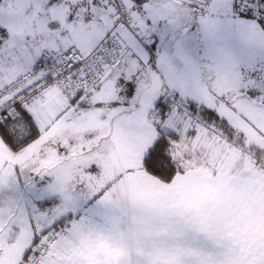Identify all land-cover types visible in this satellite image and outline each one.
Masks as SVG:
<instances>
[{
  "label": "snow or ice",
  "instance_id": "obj_1",
  "mask_svg": "<svg viewBox=\"0 0 264 264\" xmlns=\"http://www.w3.org/2000/svg\"><path fill=\"white\" fill-rule=\"evenodd\" d=\"M223 88L264 105V0H0V264H189L138 258L91 158L155 129L143 168L171 181L185 121L235 138L205 99Z\"/></svg>",
  "mask_w": 264,
  "mask_h": 264
},
{
  "label": "crops",
  "instance_id": "obj_2",
  "mask_svg": "<svg viewBox=\"0 0 264 264\" xmlns=\"http://www.w3.org/2000/svg\"><path fill=\"white\" fill-rule=\"evenodd\" d=\"M213 97L206 93V102ZM156 135L152 129L140 134L139 142L124 139L119 145H102V168L105 175L109 167L117 172L111 180H116L125 219L139 224L151 241L141 245L140 252L154 254L158 247L179 251L188 262L264 264V179L200 163L162 181L143 168V154ZM171 237L180 243L172 246Z\"/></svg>",
  "mask_w": 264,
  "mask_h": 264
},
{
  "label": "rangeland",
  "instance_id": "obj_3",
  "mask_svg": "<svg viewBox=\"0 0 264 264\" xmlns=\"http://www.w3.org/2000/svg\"><path fill=\"white\" fill-rule=\"evenodd\" d=\"M217 92L224 94L226 99L221 100L220 95L217 94L214 95L211 101H207V103L212 104L221 112V114L227 116L230 123L238 128L242 133L244 132L249 141L256 142L264 148V105L250 104L247 101L236 100L226 88L217 89ZM227 100H232L235 103L237 109L236 111H233V109L228 105ZM177 131L181 133V139L175 142L176 146L178 145V148L186 147L188 151H191L197 156L192 163L193 165L205 163L211 165V167L214 169L218 168L220 171L232 172L235 174L240 172L244 174L249 173L260 176L262 179H264V173L258 170L256 163L244 158V156H242L238 150H235L227 143H222L219 139L210 137L206 132H195L190 130V127L186 121L182 127L177 129ZM92 143H95V141ZM105 156L106 153L103 149L91 159L100 163L102 167H105L104 164H102ZM115 171L116 170H114L112 167H109L105 178L111 180L117 173ZM194 234H197V232H194ZM170 240L172 241V246L178 245L180 243L177 238L171 237ZM166 251H170V249L163 250L156 247L155 253L153 255L158 256L162 252ZM147 254L148 252H143L142 255H138V258L147 259ZM188 258L192 257L189 256ZM193 259H196V257ZM189 264H192V262H189ZM213 264L255 263L216 261L213 262Z\"/></svg>",
  "mask_w": 264,
  "mask_h": 264
},
{
  "label": "built area",
  "instance_id": "obj_4",
  "mask_svg": "<svg viewBox=\"0 0 264 264\" xmlns=\"http://www.w3.org/2000/svg\"><path fill=\"white\" fill-rule=\"evenodd\" d=\"M186 122L190 127V130L195 132H206L210 137L217 138L222 143H227L235 150H238L244 158L256 163L258 170L264 173V153L252 147L249 144L247 137L238 128L234 127V138L232 130L228 129L226 125H222L219 121H216L215 128H213L211 124H208V126L205 127L204 124H196L195 121Z\"/></svg>",
  "mask_w": 264,
  "mask_h": 264
},
{
  "label": "trees",
  "instance_id": "obj_5",
  "mask_svg": "<svg viewBox=\"0 0 264 264\" xmlns=\"http://www.w3.org/2000/svg\"><path fill=\"white\" fill-rule=\"evenodd\" d=\"M170 139H172V141H173V147L171 148L172 158H173L174 161L177 162L178 169H183L182 171L178 170L177 171V174L178 173L185 172L191 166H195L192 163L194 162V160L196 159L197 156L195 154H193L191 151H188L186 147H180V148H178V145L176 146V144H175V142L177 140H180L181 139V135L179 134V138L178 139L176 137H170ZM250 145L252 147L256 148L257 150H260V151H263L264 152V150L256 147L255 145H252V144H250ZM180 151H181V154H180ZM156 177L159 178V179H161L162 181L169 182V181H167L164 178H161V177H158V176H156Z\"/></svg>",
  "mask_w": 264,
  "mask_h": 264
}]
</instances>
